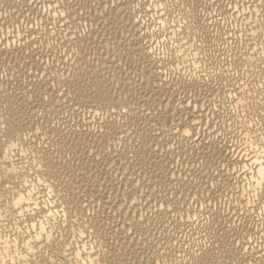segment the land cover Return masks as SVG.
<instances>
[{
    "label": "bare ground",
    "instance_id": "1",
    "mask_svg": "<svg viewBox=\"0 0 264 264\" xmlns=\"http://www.w3.org/2000/svg\"><path fill=\"white\" fill-rule=\"evenodd\" d=\"M0 264H264V0H0Z\"/></svg>",
    "mask_w": 264,
    "mask_h": 264
},
{
    "label": "rangeland",
    "instance_id": "2",
    "mask_svg": "<svg viewBox=\"0 0 264 264\" xmlns=\"http://www.w3.org/2000/svg\"><path fill=\"white\" fill-rule=\"evenodd\" d=\"M230 20H231L230 18L226 20V22L229 21L227 24H228L231 28H237L236 24L238 25L239 23H237L234 19H232V22H231ZM233 20H234V22H233ZM233 23H234V25H233ZM231 25H232V26H231ZM239 25H240V24H239ZM239 25H238V27H240ZM229 41H230V40H229ZM162 45H163V44H162ZM161 47H162V46H158V47H157V50L160 51ZM158 48H159V49H158ZM162 48H163L162 52H165L164 49H166V47H164V45H163Z\"/></svg>",
    "mask_w": 264,
    "mask_h": 264
}]
</instances>
